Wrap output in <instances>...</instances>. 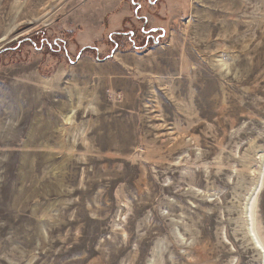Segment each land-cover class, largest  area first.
I'll use <instances>...</instances> for the list:
<instances>
[{
    "label": "rangeland",
    "instance_id": "374dc122",
    "mask_svg": "<svg viewBox=\"0 0 264 264\" xmlns=\"http://www.w3.org/2000/svg\"><path fill=\"white\" fill-rule=\"evenodd\" d=\"M0 264H264V0H0Z\"/></svg>",
    "mask_w": 264,
    "mask_h": 264
},
{
    "label": "flooded vegetation",
    "instance_id": "af4514ba",
    "mask_svg": "<svg viewBox=\"0 0 264 264\" xmlns=\"http://www.w3.org/2000/svg\"><path fill=\"white\" fill-rule=\"evenodd\" d=\"M135 3V2H134ZM137 5L139 6V4L137 3ZM148 36V35H147ZM148 40V39H147Z\"/></svg>",
    "mask_w": 264,
    "mask_h": 264
},
{
    "label": "trees",
    "instance_id": "16d2710c",
    "mask_svg": "<svg viewBox=\"0 0 264 264\" xmlns=\"http://www.w3.org/2000/svg\"><path fill=\"white\" fill-rule=\"evenodd\" d=\"M149 31V30H148ZM150 32V31H149Z\"/></svg>",
    "mask_w": 264,
    "mask_h": 264
}]
</instances>
